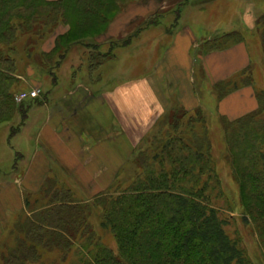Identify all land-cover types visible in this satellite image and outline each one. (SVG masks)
Listing matches in <instances>:
<instances>
[{"label":"trees","instance_id":"1","mask_svg":"<svg viewBox=\"0 0 264 264\" xmlns=\"http://www.w3.org/2000/svg\"><path fill=\"white\" fill-rule=\"evenodd\" d=\"M131 1L0 0V124L11 120L16 110L23 124L30 106L16 107L18 94L13 97L10 93L13 79L9 74L15 69L10 53L21 36L30 35L31 45V40H44L53 34L58 24L66 25L67 30L56 36L46 56L57 55L54 64L58 65L70 48L97 38ZM253 26L261 29L264 52V14L253 21ZM235 35L222 33L206 40L205 52L227 47ZM241 40L239 37L233 43ZM111 58V52L89 55L88 67L94 69ZM245 86L253 87L249 68L218 83L215 90L217 97L223 98ZM253 90L257 101L253 111L233 120L222 115L219 118L245 218L264 234V92ZM28 99L38 102L37 98ZM165 123L166 128H159L148 148L137 150L133 163L138 171L131 181L94 197L93 206L72 204L74 194L52 182L37 192L45 199L43 203L35 201L32 206L26 199L25 207L31 208L27 212L33 213L28 216L20 212L14 223L19 236L15 247L3 256V263H36L41 259L40 249H58L65 259L73 241L86 234V213L102 207L100 225L112 233L117 250L95 243L92 264H252L226 233L224 221L210 204L219 184L204 111H188L178 105L168 109Z\"/></svg>","mask_w":264,"mask_h":264},{"label":"rangeland","instance_id":"2","mask_svg":"<svg viewBox=\"0 0 264 264\" xmlns=\"http://www.w3.org/2000/svg\"><path fill=\"white\" fill-rule=\"evenodd\" d=\"M215 1L217 2V0H188L187 4H213ZM246 1L251 2L247 7L249 10H253V13H249V16L253 15V21L264 14V0ZM185 2L186 0H132L122 7L108 27L101 31L102 33L99 32L101 34L98 33L97 38L70 48L58 65H55L58 59L57 55H53L49 59L46 56L54 47L56 36L67 30L66 25L58 24L53 34L48 35L44 40L38 41L37 38L36 41L31 40L34 43L31 45L28 43L31 39L30 35L21 36L16 41L15 49L10 53L15 67L14 72L9 74L13 79L10 93L14 97L32 90L38 91L39 89L40 91L36 97H33L37 98L38 102L28 98L24 103L14 101L18 108L21 106L20 104H23V108L30 105L26 113L25 124H22L21 114L17 110L11 120L0 124V182L17 179L21 176L25 157L32 151L34 131L43 118L45 106L52 107L53 103L62 100L60 98L73 91L77 85L89 87L94 94L112 93L117 89L116 87L129 84L147 74L150 71V64L160 56L161 51L169 42L168 35L175 21V11L178 8L181 9ZM222 6L224 5H218V7ZM228 17L230 16L228 15ZM248 25L252 26L249 22ZM231 32H236V35L232 36L226 45L233 44L239 37L246 41L251 48L253 57V63L249 67L253 89L264 92V52L260 37L261 29L252 26V28L244 27V29H235ZM222 33L225 32L213 33L210 39H214ZM106 52H111L112 58L94 69H89V55H100ZM37 58L39 62H37ZM42 61H45L46 65L41 64ZM92 92L91 94H93ZM167 102L168 105L163 114L159 118H155L152 124H149L151 125L149 129L144 128V134L138 142H135L136 145L127 158V162L113 174L111 183L105 190L83 199L77 196L74 187L69 185L65 179H63L65 182L61 181L54 173L45 177L36 189L23 191V207L14 210L0 221V264H4L3 256L6 252L16 245L19 234L14 223L19 219L20 212L24 211L28 216L33 213L27 212L31 208L25 207V200L27 199L32 206L35 205V201H38L39 204L43 203L45 199L39 198L37 192L39 189L40 191L44 189V186L49 182L69 189L74 194L72 204H91V206H93L94 197L108 194L110 189L112 191L120 186L125 187L138 171L133 163L137 150L149 147L151 138L157 134L159 128H166L168 109L179 105L175 99H167ZM150 103L155 104L154 102ZM213 112L215 111H212L211 108L208 112L204 111L210 154L219 184L217 190L211 195L210 204L224 221L226 233L239 244L252 264H264V234L259 232L253 221L245 218L238 184L230 168L221 120ZM117 134L115 132L111 135L116 136ZM104 153L106 156V152ZM108 162H112L111 156H109ZM25 194H30L29 199L25 197ZM101 216L102 207H95L86 213V221L89 224L85 230L86 234L83 238L73 241V246L65 259H62V254H60L62 252L59 253L58 249L51 251L40 249L42 254L38 262L20 261L14 264H92L93 252L97 247L95 243L103 244L116 252L117 245L114 236L108 228L100 225ZM82 232L80 231L79 234Z\"/></svg>","mask_w":264,"mask_h":264},{"label":"crops","instance_id":"3","mask_svg":"<svg viewBox=\"0 0 264 264\" xmlns=\"http://www.w3.org/2000/svg\"><path fill=\"white\" fill-rule=\"evenodd\" d=\"M250 3L217 0L213 4L182 5L168 44L147 74L116 87L112 93L94 94L89 87L77 85L52 107L45 106L21 176L0 182V221L23 207V191L36 189L54 173L83 199L108 188L144 128L149 129L167 108V99L177 100L188 111L199 108L208 112L211 108L215 115L229 119L253 111L257 101L252 86L223 98H218L215 90L218 83L253 63L246 41L206 52L203 47L213 33L252 28ZM115 132L116 136L111 135Z\"/></svg>","mask_w":264,"mask_h":264},{"label":"built area","instance_id":"4","mask_svg":"<svg viewBox=\"0 0 264 264\" xmlns=\"http://www.w3.org/2000/svg\"><path fill=\"white\" fill-rule=\"evenodd\" d=\"M37 94H38L37 90H32L29 93H20V94L17 95L16 100L17 101H21V100H24L26 98H33V97H36Z\"/></svg>","mask_w":264,"mask_h":264}]
</instances>
